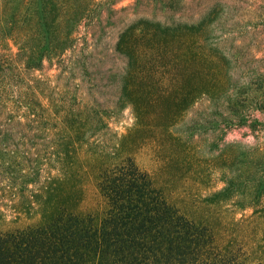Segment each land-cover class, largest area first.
<instances>
[{
    "label": "trees",
    "instance_id": "16d2710c",
    "mask_svg": "<svg viewBox=\"0 0 264 264\" xmlns=\"http://www.w3.org/2000/svg\"><path fill=\"white\" fill-rule=\"evenodd\" d=\"M125 1L0 0V48L9 42L17 48L0 52V204L9 198L14 212L40 215L24 228L0 230V264H264V58H247L248 49L234 44L239 28L251 34L249 25L259 20L254 28L263 31L264 0H256L259 11L249 10V0H212L202 7L201 0H132L133 10L146 6L155 15L125 26L114 47L124 68L109 113L132 106L143 115L158 102L150 88L165 85V70L178 64L189 70L171 76L177 81L196 64L207 75L196 91L210 97L217 83V99L229 109V132L244 130L253 138L251 144L229 142L224 186L206 200L229 202V226L215 229L189 218L130 157L101 167V205L84 208L75 166L87 154L82 150L92 157L90 148H100L109 114L71 96L63 79L78 75L94 86L87 54L104 27L129 9L119 7ZM227 19L229 47L225 39L211 43ZM182 96L194 98L188 88Z\"/></svg>",
    "mask_w": 264,
    "mask_h": 264
},
{
    "label": "rangeland",
    "instance_id": "374dc122",
    "mask_svg": "<svg viewBox=\"0 0 264 264\" xmlns=\"http://www.w3.org/2000/svg\"><path fill=\"white\" fill-rule=\"evenodd\" d=\"M210 2L213 1L201 0L198 6L202 7ZM132 3V0H126L119 5L129 9L112 19L114 25L104 27L97 47L93 48L91 54H87L89 72L94 74L92 76L94 86L88 79L84 81L78 79V75L66 81L63 79L64 87L70 86L67 91L71 96L94 102L106 108L107 112L116 107L121 91L118 76L123 72L124 59L114 50L118 34L138 16L155 15V11L146 6L133 10L129 6ZM260 3L249 0V10L259 11L257 7L262 5ZM249 18L246 17L245 20ZM185 21L190 22L192 19L188 17ZM258 23L259 20L253 22L249 29L255 30L254 26ZM218 29L213 33L210 42L216 45L225 39L229 47V19ZM262 29V32L253 30L248 35H242L243 30L237 29L238 37H235L237 42L234 44L239 49H248L245 53L247 58H264V26H260L259 30ZM16 51L13 42L5 43L0 48V52L7 54ZM169 69L165 70L167 80L164 86L153 82L151 88L149 87L151 91L149 96L158 100L156 106L145 109L143 115L137 114L132 106L120 112H108L106 122L109 129L103 128L100 131L102 134L100 148H90L92 157H88L90 154L87 148L82 150L83 153H87V158L84 154L81 155L82 159L79 160L80 164L75 166V172L79 171L80 174L76 175L84 185V208L92 210L100 204L96 181L101 167L130 157L142 170L151 174L157 187L162 188L169 200L189 218L212 224L215 229L216 226L220 228L229 226V222L226 223L229 221V202L210 204L206 200L224 186L221 170L224 164L227 165L225 160L229 156V142L242 141L251 144L253 138L245 134L244 130L236 129L229 132V109L223 99H217L220 95L219 88L215 86L217 83L210 87L213 88L210 97L216 96L214 99L196 91L197 85L206 83L207 75L201 66L193 64L188 77L177 81L170 80L171 76L175 74L180 78V75L183 76L189 70L182 64ZM46 73L58 75L53 69L47 70ZM57 81H60V78ZM185 88L193 92L194 98H188L186 101L185 96H182ZM158 92H164L163 97H160ZM255 114L261 117L258 110ZM116 149L117 155L113 154ZM92 150L102 151L104 158L100 160L99 157H95ZM250 213L248 210L244 214ZM233 216L240 219L242 214L235 210ZM39 220L38 212L31 215L14 212L10 208L9 198L0 204V230L24 228ZM217 235L221 238L218 232Z\"/></svg>",
    "mask_w": 264,
    "mask_h": 264
}]
</instances>
